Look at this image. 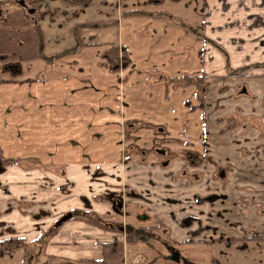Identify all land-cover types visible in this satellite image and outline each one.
I'll return each mask as SVG.
<instances>
[{"label":"crops","instance_id":"0c3cea01","mask_svg":"<svg viewBox=\"0 0 264 264\" xmlns=\"http://www.w3.org/2000/svg\"><path fill=\"white\" fill-rule=\"evenodd\" d=\"M0 1L9 10L17 0ZM25 1L34 11L43 57L28 63L26 79L0 78V155L13 163L0 172V241L23 239L30 264L98 261L101 243L123 242L128 233L164 230L169 242L188 243L173 238L179 230L196 234L191 224L205 226L221 205L216 199L229 192L225 181L208 189V164L196 167L191 158L224 155L229 161L235 146L248 151L246 157L264 159V133L240 137L232 120L226 130L233 116L206 119L209 95L222 85L208 80H264V0H193L198 4L181 11L171 6L182 0ZM91 12L98 15L87 18ZM97 29L112 40L78 35ZM110 44L125 49L126 68L102 64ZM192 75L203 76L207 86L199 94L201 108L195 87L184 84ZM250 138L249 145L231 143ZM81 182L93 196L96 185L101 195L116 193L118 209L154 225L101 228L70 219L53 228L71 206L79 209L73 193ZM209 190L217 198L207 197ZM256 195L264 198V191ZM129 248L122 264L141 256ZM24 254L7 251L0 264H26Z\"/></svg>","mask_w":264,"mask_h":264},{"label":"rangeland","instance_id":"374dc122","mask_svg":"<svg viewBox=\"0 0 264 264\" xmlns=\"http://www.w3.org/2000/svg\"><path fill=\"white\" fill-rule=\"evenodd\" d=\"M163 2L164 1H162V4ZM192 3L198 4L197 1L182 0L178 5L171 7L181 11L184 10V8H189ZM198 7L199 6H197V8ZM11 8L15 9L19 7L12 3ZM93 12H91L87 18L92 19L98 15L93 14ZM24 13L30 20L34 21L32 14L28 15L25 11ZM196 19L195 16L191 15L190 20H192V22L196 21ZM66 22L67 21L62 22V30L65 32H67ZM99 24L102 23H98V25ZM81 25H86V23L83 21ZM102 31L103 30L98 29L89 33L84 31L80 32L78 35L84 40H91L87 38L88 34L91 33L92 40H102L103 42L111 41L113 35L107 31H103L102 33ZM102 64L104 65V62ZM31 65L32 64L18 63L15 60H8L1 57L0 78L26 79V77H29L31 74ZM8 67H16L14 74L7 69ZM220 80H222L223 83L220 82ZM220 80L217 78L216 81H207L208 85H213V87L222 84L220 86L222 89L220 88L219 92L209 95V101L206 106V113H209V116H207L206 119H215L216 115L218 116L216 120L221 121L223 117L233 116L234 118L232 121L234 126H237L235 131L237 132V136L253 137L252 135H256L258 132L263 134L264 85H260V82H264V80L257 79L255 81H249L248 79L243 80L237 77H223ZM204 81L203 79L202 83H204ZM205 87L207 86H203L200 92L197 91V95L201 92L205 93ZM228 89L229 93H225ZM238 103L240 106L237 105ZM192 104L195 105V102L192 101ZM223 124V122H217V125L223 126ZM251 142L252 139L250 138L241 139V142L232 140L231 143L233 145H249ZM234 148L235 146L231 147L227 155L233 166H230V162L224 158V155H218V158L214 159L213 157H208L207 160L205 158L192 157L190 161L196 167L199 166L200 162L202 164H208L206 168L208 189L211 190L210 187H213L212 185L217 186L220 182H227L225 186L228 188L229 192L222 195L223 198H217V195L210 190L207 194V197L215 196L217 198H215L216 201L221 200L218 201L221 205L217 207L218 212L215 214L216 216L214 214L208 215L209 219L205 226L192 223L191 228L196 229V234L188 235L179 230L178 236H175L173 239L179 242L190 240V243L183 245L169 242L164 230L154 232V234L140 232L138 237L142 239L143 243L136 246H129V250L131 249L132 251L131 255H135L136 253L141 255L136 258L135 264H264L263 242L243 241L234 244H223L221 241H218L219 239L227 240L230 237L240 238L262 235L264 232V198H259L258 195H256L255 198L252 196V194L264 191L259 188L261 185L258 184L261 182L264 183V159L259 157H246L248 151L244 148H238L240 151L236 152ZM205 160L207 162H205ZM215 161L217 162L216 168H214ZM224 161L227 163H223ZM220 162H222L223 165H221ZM210 164L213 165L211 166ZM228 165L229 168L226 169ZM191 176L192 179H198V174H192ZM191 182L193 183V181ZM101 189L102 186L99 187L96 185L93 191L95 195L93 196L90 195L92 189L90 190L86 183L81 182L78 184V189L75 190L76 192L74 191L73 195L78 203L79 209H75L74 206H71L73 208L71 212L74 213L75 218H77L80 213H85L88 218L94 219L102 225H110L114 228L126 225H131L133 227L136 224L147 228L148 226L146 225H154L152 222H149V224H140L139 221H133L128 208L124 211L121 207L119 209L117 208V205H122L116 193L101 195ZM213 200L214 199L210 200V202ZM91 210L95 211L93 212ZM139 213L143 214V210ZM130 219L132 221H130ZM184 220L187 221V219ZM181 225H183V222L180 226ZM200 233H203L202 236L199 235ZM149 236H151V238ZM194 241L195 243H193ZM198 241L202 243H197ZM34 264L36 263L34 262Z\"/></svg>","mask_w":264,"mask_h":264},{"label":"trees","instance_id":"16d2710c","mask_svg":"<svg viewBox=\"0 0 264 264\" xmlns=\"http://www.w3.org/2000/svg\"><path fill=\"white\" fill-rule=\"evenodd\" d=\"M81 46V45H79ZM78 46V47H79ZM3 57L8 60H15L18 63H33L40 60L42 56V41L41 34L37 24L30 20L21 8L6 9L5 4L0 1V58ZM104 66L113 69L119 65L122 68H126L129 65V60L126 55V51L122 47L110 44L107 51L102 55ZM204 77L200 75L184 76V84L194 86L196 92L202 89ZM171 81V79H170ZM198 106L201 108L202 95L197 96ZM194 107H190L193 110ZM230 118L227 119L226 130H230L229 124H231ZM13 165V163L3 159L0 155V168L1 170L7 166ZM72 213L71 219L78 221L95 224L98 227L105 228L104 225L98 223L94 219L87 217L85 213H80L75 218ZM140 232L134 234H125L124 241L119 242L116 240L104 242L100 244L101 258L98 261L89 262H77V264H122L124 246H135L143 243L142 239L138 237ZM53 233L47 237L52 236ZM44 235L38 237V241L42 239ZM246 238L237 239H219L223 244H234L236 242L247 241ZM190 243V241H188ZM21 248L24 250V258L26 264H30L31 257L27 252V244L21 238H11L0 241V256L7 251Z\"/></svg>","mask_w":264,"mask_h":264},{"label":"flooded vegetation","instance_id":"af4514ba","mask_svg":"<svg viewBox=\"0 0 264 264\" xmlns=\"http://www.w3.org/2000/svg\"><path fill=\"white\" fill-rule=\"evenodd\" d=\"M18 1H20V0L14 1L13 3L15 5H18L19 8H21L23 11H25L29 15L28 11L31 10L30 9V5L27 4L25 0H22L23 4L19 5ZM7 69L9 71H11L12 73H14L16 71V67H8ZM240 238H246V239H248L247 241H249V242L253 241V242H263L264 243V232H263L262 235H253V236H250V237H240Z\"/></svg>","mask_w":264,"mask_h":264},{"label":"water","instance_id":"95a60500","mask_svg":"<svg viewBox=\"0 0 264 264\" xmlns=\"http://www.w3.org/2000/svg\"><path fill=\"white\" fill-rule=\"evenodd\" d=\"M18 4L22 5L23 1L20 0L18 1ZM34 11L33 10H29L28 13L32 14ZM0 172H1V168H0ZM72 217L71 213H65L64 215H62L54 224H53V228H57L59 227L61 224L65 223L66 221L70 220Z\"/></svg>","mask_w":264,"mask_h":264}]
</instances>
